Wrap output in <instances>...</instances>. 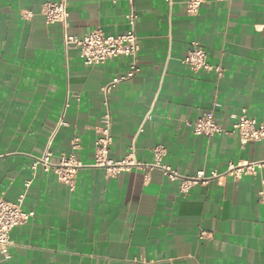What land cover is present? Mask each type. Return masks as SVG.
<instances>
[{"label": "crops", "instance_id": "crops-1", "mask_svg": "<svg viewBox=\"0 0 264 264\" xmlns=\"http://www.w3.org/2000/svg\"><path fill=\"white\" fill-rule=\"evenodd\" d=\"M51 1L0 0V199L16 201L32 179L22 207L34 211L12 229L6 264H264V167L184 195L160 169L111 175L93 166L102 87L126 74L132 58L86 64L78 48H65L62 24L46 20ZM186 1L134 0L139 70L110 94L111 156H125L136 138L141 160L164 144L163 162L183 174L223 173L229 161L264 158V144L198 136L185 119L213 111L229 128L245 109L264 122V0H205L192 14ZM68 10L71 35L129 28L128 0H68ZM194 42L223 67L221 77L181 62ZM63 115L69 126L55 135L52 160L80 138L73 152L85 166L74 187L41 165L32 169Z\"/></svg>", "mask_w": 264, "mask_h": 264}, {"label": "built area", "instance_id": "built-area-1", "mask_svg": "<svg viewBox=\"0 0 264 264\" xmlns=\"http://www.w3.org/2000/svg\"><path fill=\"white\" fill-rule=\"evenodd\" d=\"M165 1L171 7L175 0ZM204 1L187 0V12L190 14L197 12ZM128 4L130 6L127 14L129 28L126 32L108 34L102 28L97 27L83 37L71 35L67 32L69 18L68 0L51 1L43 6V13L49 23L62 24L65 48L70 46L78 48L86 64H104L120 55L132 58V64L126 74L113 78L102 87L104 110L97 128L98 135L95 141V161L93 166L103 168L111 175L133 169H144L147 172L152 169H160L167 178L179 183L180 191L184 195L188 194L194 185L208 184L211 180L219 179L222 176L229 175L237 181L244 175L257 174L264 167V158L229 161L227 169L223 173H219L214 169L209 174L204 170H198L196 173L189 175L183 174L173 165L163 162V157L168 152L164 144H157L153 147V159L151 161L139 159L136 154V138H134L130 150L125 156L119 159L111 156L114 121L110 105V94L119 82L132 78L139 70L137 56L140 50V43L136 30L138 14L134 7V0H128ZM24 16L31 18L33 12L27 9L24 12ZM207 58V50L198 42H194L181 59V62L193 71H210L221 77L224 72L223 67L220 64L209 63ZM150 115L148 113L146 119ZM185 124L191 127L193 133L198 136L213 137L221 134H235L238 135L243 147L250 142H261L264 144V122H259L256 118L250 116L245 109L240 114L233 115V121L229 128H226L216 118L213 111L206 112L195 119L186 118ZM61 126H69V122L65 120L64 115L58 122L43 154L35 157L32 169L35 172L38 166L41 165L45 171H53L61 182L74 187L79 170L85 166L73 152L80 148V138L74 137L70 154H63L57 161H53L51 146ZM31 184L32 179L26 180L25 191L18 196L16 201L0 199V264L8 263L12 257L11 247L13 246V241L10 238L12 229L27 223L34 216V211H25L22 207L27 189ZM259 201L264 204V189L259 191Z\"/></svg>", "mask_w": 264, "mask_h": 264}]
</instances>
